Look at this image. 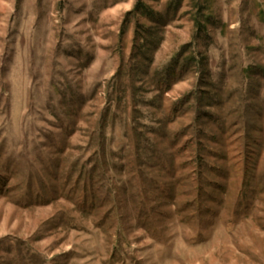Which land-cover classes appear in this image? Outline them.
Returning <instances> with one entry per match:
<instances>
[{"label":"rangeland","instance_id":"374dc122","mask_svg":"<svg viewBox=\"0 0 264 264\" xmlns=\"http://www.w3.org/2000/svg\"><path fill=\"white\" fill-rule=\"evenodd\" d=\"M0 264H264V0H0Z\"/></svg>","mask_w":264,"mask_h":264},{"label":"trees","instance_id":"16d2710c","mask_svg":"<svg viewBox=\"0 0 264 264\" xmlns=\"http://www.w3.org/2000/svg\"><path fill=\"white\" fill-rule=\"evenodd\" d=\"M130 15H142L146 19H148L151 22H153L154 19H156L157 16H159L147 3L141 2L136 5L135 9L130 13ZM154 23H152L153 25ZM138 25L142 28V31L137 30L135 40L137 43L144 42L143 45L139 46L137 45V48L139 47L141 50L142 48H147V45L152 46L153 48H158V46L161 44L162 39L150 41V36H146V34H149L152 29L150 26L146 24L138 23ZM141 33V34H140ZM150 35V34H149ZM151 42V43H149ZM197 60V58H194L193 61ZM196 62V61H195Z\"/></svg>","mask_w":264,"mask_h":264}]
</instances>
